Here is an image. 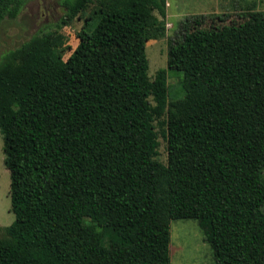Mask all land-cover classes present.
Wrapping results in <instances>:
<instances>
[{
  "label": "trees",
  "instance_id": "1",
  "mask_svg": "<svg viewBox=\"0 0 264 264\" xmlns=\"http://www.w3.org/2000/svg\"><path fill=\"white\" fill-rule=\"evenodd\" d=\"M28 1L0 0V24ZM91 2L62 0L61 23ZM166 3L97 0L66 59L50 31L0 56V264H170V220L188 218L214 264H264V10L186 16L150 79Z\"/></svg>",
  "mask_w": 264,
  "mask_h": 264
},
{
  "label": "rangeland",
  "instance_id": "2",
  "mask_svg": "<svg viewBox=\"0 0 264 264\" xmlns=\"http://www.w3.org/2000/svg\"><path fill=\"white\" fill-rule=\"evenodd\" d=\"M62 0H29L14 19H5L0 24V56L7 50L20 45L32 34L38 31H50L62 34L66 59L78 43L77 32L83 25L85 16L93 10L97 0H92L84 14L77 16L68 24L61 23L64 9ZM264 10V0H167L166 3V34L160 39H149L145 43V52L148 59V75L153 79L160 68H166V52L168 42L178 37L179 22L189 15L227 13L228 20L238 19L237 14L247 9ZM156 16L158 15L155 12ZM181 73L169 70L167 83L169 99L182 95L179 79ZM154 104L152 97L149 98ZM156 129L160 132L162 127ZM158 155L156 159L166 162V140L158 134ZM4 153L0 134V236L4 228L14 219L10 210L9 171L3 163ZM170 264H214L213 251L206 241L203 231L197 220L171 219L170 220Z\"/></svg>",
  "mask_w": 264,
  "mask_h": 264
},
{
  "label": "crops",
  "instance_id": "3",
  "mask_svg": "<svg viewBox=\"0 0 264 264\" xmlns=\"http://www.w3.org/2000/svg\"><path fill=\"white\" fill-rule=\"evenodd\" d=\"M216 13H218V12H216Z\"/></svg>",
  "mask_w": 264,
  "mask_h": 264
}]
</instances>
